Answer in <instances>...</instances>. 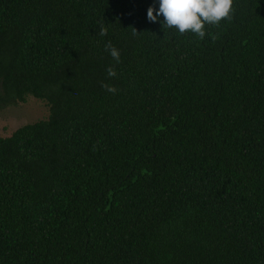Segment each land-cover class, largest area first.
Here are the masks:
<instances>
[{"label": "trees", "instance_id": "trees-1", "mask_svg": "<svg viewBox=\"0 0 264 264\" xmlns=\"http://www.w3.org/2000/svg\"><path fill=\"white\" fill-rule=\"evenodd\" d=\"M149 6L0 0V110L49 109L0 137V264H264V0Z\"/></svg>", "mask_w": 264, "mask_h": 264}, {"label": "clouds", "instance_id": "clouds-1", "mask_svg": "<svg viewBox=\"0 0 264 264\" xmlns=\"http://www.w3.org/2000/svg\"><path fill=\"white\" fill-rule=\"evenodd\" d=\"M233 0H156L157 7L149 6L146 10V18L150 22H158L162 16V23L168 28H175L183 34L190 31L198 38L205 36V24H218L222 19H230ZM155 12V15L153 14ZM101 29L100 35H104ZM112 59L119 63V51L110 46H106ZM108 77H115L116 72L109 67ZM108 92L114 93L116 89L111 86L102 85Z\"/></svg>", "mask_w": 264, "mask_h": 264}, {"label": "rangeland", "instance_id": "rangeland-1", "mask_svg": "<svg viewBox=\"0 0 264 264\" xmlns=\"http://www.w3.org/2000/svg\"><path fill=\"white\" fill-rule=\"evenodd\" d=\"M48 114L45 102L28 96L25 102L0 110V137L10 136L23 125L45 120Z\"/></svg>", "mask_w": 264, "mask_h": 264}]
</instances>
